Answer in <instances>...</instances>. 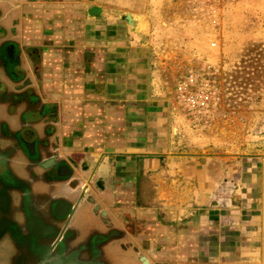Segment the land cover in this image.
Returning a JSON list of instances; mask_svg holds the SVG:
<instances>
[{
    "label": "crops",
    "instance_id": "0c3cea01",
    "mask_svg": "<svg viewBox=\"0 0 264 264\" xmlns=\"http://www.w3.org/2000/svg\"><path fill=\"white\" fill-rule=\"evenodd\" d=\"M2 1L3 90L54 122L32 149L52 147L87 196L102 185L100 208L151 264H264V88L254 115L199 103L192 117L157 50L158 0Z\"/></svg>",
    "mask_w": 264,
    "mask_h": 264
},
{
    "label": "flooded vegetation",
    "instance_id": "af4514ba",
    "mask_svg": "<svg viewBox=\"0 0 264 264\" xmlns=\"http://www.w3.org/2000/svg\"><path fill=\"white\" fill-rule=\"evenodd\" d=\"M4 6L2 1L0 10ZM7 20L6 14H0V26ZM0 28V34L5 32ZM3 39L0 35V68L8 69V45ZM23 91L3 90L0 83V260L7 259L9 264H151L146 254L114 229L100 208L98 197L107 196L102 185H92L98 197L87 196L85 187L75 185L72 174L66 175V167L51 155L52 147L46 144L41 152L32 149L30 139L54 122L40 126L33 116L36 109L24 108L28 95ZM46 154L51 156L44 159Z\"/></svg>",
    "mask_w": 264,
    "mask_h": 264
},
{
    "label": "rangeland",
    "instance_id": "374dc122",
    "mask_svg": "<svg viewBox=\"0 0 264 264\" xmlns=\"http://www.w3.org/2000/svg\"><path fill=\"white\" fill-rule=\"evenodd\" d=\"M151 18L157 50L172 65L174 96L190 116L199 103L223 112L235 105L241 117L262 109L264 0H158ZM235 122L240 137L246 127Z\"/></svg>",
    "mask_w": 264,
    "mask_h": 264
},
{
    "label": "water",
    "instance_id": "95a60500",
    "mask_svg": "<svg viewBox=\"0 0 264 264\" xmlns=\"http://www.w3.org/2000/svg\"><path fill=\"white\" fill-rule=\"evenodd\" d=\"M127 17L130 24L134 27L135 30H137V25L139 24L138 17H133L131 14H128Z\"/></svg>",
    "mask_w": 264,
    "mask_h": 264
}]
</instances>
